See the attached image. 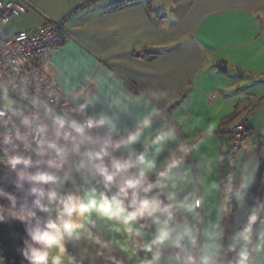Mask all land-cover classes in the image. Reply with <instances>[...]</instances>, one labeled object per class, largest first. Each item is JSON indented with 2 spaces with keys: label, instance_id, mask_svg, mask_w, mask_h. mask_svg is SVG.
<instances>
[{
  "label": "crops",
  "instance_id": "1",
  "mask_svg": "<svg viewBox=\"0 0 264 264\" xmlns=\"http://www.w3.org/2000/svg\"><path fill=\"white\" fill-rule=\"evenodd\" d=\"M124 1L27 0V11L4 25L12 34L61 21L71 39L51 48L44 69L111 134L126 136L120 153L136 171L153 165L146 174L176 212L125 225L92 211L80 238H66L63 264H196L202 255L239 259L243 247L248 264H264V188L254 208L264 163V0ZM245 117L259 147L247 138L238 153L228 213L225 157ZM131 135L137 139L128 143ZM89 167V178L72 188L107 194L94 186L93 166L73 163L65 174ZM248 227L246 242L238 233ZM160 229L169 240L153 244ZM0 261L7 264L1 254Z\"/></svg>",
  "mask_w": 264,
  "mask_h": 264
},
{
  "label": "built area",
  "instance_id": "2",
  "mask_svg": "<svg viewBox=\"0 0 264 264\" xmlns=\"http://www.w3.org/2000/svg\"><path fill=\"white\" fill-rule=\"evenodd\" d=\"M27 4V0H0V97L2 93L14 95L4 90L9 85L17 90L15 94L24 101L11 107L0 105V167L12 170L8 160L16 154L33 162L29 169L32 173L48 171L55 175L65 174L73 163L82 167L93 166L94 186L98 190H107V195L115 194L128 176L137 175L139 171L132 167L126 173L119 174L111 185H106L97 165L102 164L111 170L113 160H129L120 153L126 136L122 133L111 134L104 124L98 123L92 128L85 126L82 132L76 130V126L84 125L88 119L100 121L101 118L88 111L72 95L64 94L59 81L43 67L51 48L70 40V33L61 21H45L12 34L4 29L13 16L27 11ZM89 138L93 140L92 148ZM247 138L252 146L259 147L253 137L250 120L245 117L232 128L231 144L227 151V170L222 186L228 193V213L236 206L233 177L238 153ZM51 143H55L62 152L49 147ZM89 152L107 154L97 159L95 155L89 158ZM48 161H53L58 167L49 166ZM146 176L145 183L138 189L139 197L156 198L160 201V209L167 208V212L176 215L172 206L154 187L153 177ZM149 184L152 188L144 193L143 188ZM131 192L129 189V196L122 198L130 210L134 207L131 205ZM151 217L145 215L137 219L147 222ZM238 261L234 255H225L212 260V264H238Z\"/></svg>",
  "mask_w": 264,
  "mask_h": 264
},
{
  "label": "clouds",
  "instance_id": "3",
  "mask_svg": "<svg viewBox=\"0 0 264 264\" xmlns=\"http://www.w3.org/2000/svg\"><path fill=\"white\" fill-rule=\"evenodd\" d=\"M62 123V122H61ZM104 124L105 120L94 121L88 119L84 125L76 126V130L82 132L84 127L92 128L96 124ZM75 125L76 122L73 121ZM137 139L136 135L128 137V143H131ZM49 147L56 149L57 152H62L57 148L55 143H51ZM106 152H97L95 154L89 152V158L93 155L97 159L101 158ZM137 162L144 164V156L138 157ZM49 166L58 167L53 161H48ZM8 165L18 175L17 187L22 188L25 180L31 182L33 186L30 189V193L36 196L31 208H26L19 212H15L14 215L17 219H20L26 224V231L28 233V239L24 241V247L21 249L23 257L29 262V264H63V258L66 253L65 240L76 238L81 236V230L85 229L83 219H87L92 211L107 217L108 219H116L123 222L125 225L137 220L138 217L145 215L152 216L157 210L167 211L168 209H160V201L156 198L149 199L147 197L140 198L138 189L142 186L146 179L147 170L152 168V164H147L145 168H141L137 175L128 176L122 184L119 185L117 193L109 196L103 192H97L95 188L86 192L84 196L68 193L60 195L55 189H51L45 192L40 185H51L59 182V177L48 171H38L32 173L29 169L33 166V162L25 158L23 155L16 154L10 157ZM135 166L133 161L129 160H113L111 170L101 165H97L99 174L103 177L106 185H111L116 181V177L119 174L126 173L128 169ZM152 188L149 184L143 188V192L147 193ZM129 189L131 192V205L134 206L131 210L129 206H126L124 199L129 196ZM0 195L7 196L13 203L16 204L15 198L10 193H6L0 190ZM46 200V202H45ZM199 204V201L196 202ZM55 210V216L51 215ZM170 207V205H169ZM49 213V218L42 220L36 215V210ZM4 217L0 216V220ZM169 219H171V213H169ZM256 216H251V221H254ZM131 232L132 229L128 227L126 229ZM250 227L245 228L244 231L238 233L239 237H243L244 241L250 239ZM169 231L160 229L153 244H163L169 240ZM192 243L195 244V238H192ZM145 248L151 251L152 245H145ZM56 249V255H50V250ZM238 264H248L249 253L246 247L241 248L239 251ZM159 252L154 253V259H159ZM179 258V257H177ZM69 260L72 257L69 256ZM2 264V261H0ZM200 264H212L211 258L208 255H202L200 258Z\"/></svg>",
  "mask_w": 264,
  "mask_h": 264
},
{
  "label": "water",
  "instance_id": "4",
  "mask_svg": "<svg viewBox=\"0 0 264 264\" xmlns=\"http://www.w3.org/2000/svg\"><path fill=\"white\" fill-rule=\"evenodd\" d=\"M17 95V94H14ZM18 175L15 171L0 169V190L12 194L16 201H20L26 208H31L36 196L30 193L33 184L27 180L23 182V187H17ZM40 187H42L40 185ZM4 205L2 213L4 219L0 220V254L7 264H29L23 257L21 249L24 241L28 239L26 224L17 219L11 207L5 206V202H10L7 196L0 195Z\"/></svg>",
  "mask_w": 264,
  "mask_h": 264
},
{
  "label": "rangeland",
  "instance_id": "5",
  "mask_svg": "<svg viewBox=\"0 0 264 264\" xmlns=\"http://www.w3.org/2000/svg\"><path fill=\"white\" fill-rule=\"evenodd\" d=\"M4 90H8L10 93H17V90L14 88V87H11L9 85H6ZM23 104L24 101L18 97L17 95H12V94H9V93H2L1 94V97H0V105L3 106V107H11L12 104ZM75 166V165H74ZM73 168V166H72ZM91 168V169H90ZM91 173L92 172V167H89V169H83L80 173L78 174H71V175H67V174H63V175H60L58 176L60 179H59V182L57 184H51V185H44L45 187V192L51 190V189H55L60 195H65V194H68V193H73V194H76V195H80V192L74 190L72 187V185H77V184H80V176H85V179L87 180V178H89V175L88 173ZM84 181V179H83ZM81 196V195H80ZM46 202V200H45ZM16 209L20 208L22 210H24L23 208V205L20 203V202H17L16 206H15ZM46 217L45 218H49V213L47 212H44ZM51 215L54 217L55 216V210H54V207H53V211L51 212ZM50 253H53L54 255L57 254V250L56 249H52L50 251Z\"/></svg>",
  "mask_w": 264,
  "mask_h": 264
},
{
  "label": "trees",
  "instance_id": "6",
  "mask_svg": "<svg viewBox=\"0 0 264 264\" xmlns=\"http://www.w3.org/2000/svg\"><path fill=\"white\" fill-rule=\"evenodd\" d=\"M130 0H125L124 2H129ZM121 3H123V1H121ZM227 159V154H226V157ZM0 169H3L2 167H0ZM263 181H264V163L262 165V169L259 173V176H258V179H257V182H256V187H255V190H254V208L255 210H258L259 206L261 205V199H262V192H263ZM4 208V205L1 201V198H0V215L2 213V210ZM24 208V206H23ZM16 209V208H15ZM17 211L15 212H19V211H22V209L18 208L16 209ZM24 210H26V208H24Z\"/></svg>",
  "mask_w": 264,
  "mask_h": 264
},
{
  "label": "flooded vegetation",
  "instance_id": "7",
  "mask_svg": "<svg viewBox=\"0 0 264 264\" xmlns=\"http://www.w3.org/2000/svg\"><path fill=\"white\" fill-rule=\"evenodd\" d=\"M17 202H20V201H16V204H17ZM16 204L13 205L12 201L7 202V203L5 202V206L11 207L14 212H15V206H16ZM36 215H37V211H36Z\"/></svg>",
  "mask_w": 264,
  "mask_h": 264
}]
</instances>
